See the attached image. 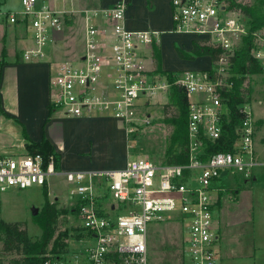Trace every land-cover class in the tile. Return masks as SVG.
Returning a JSON list of instances; mask_svg holds the SVG:
<instances>
[{"label": "built area", "instance_id": "2783aa9c", "mask_svg": "<svg viewBox=\"0 0 264 264\" xmlns=\"http://www.w3.org/2000/svg\"><path fill=\"white\" fill-rule=\"evenodd\" d=\"M19 3L18 8L0 9V33L10 25L22 27L31 42L21 49V57L47 60L53 108L73 116L106 113L129 134L149 125L146 103L173 86L185 95L188 108L186 161L163 163L135 155L117 169L64 171L73 183L69 195L75 199L71 209L77 238L63 250L44 253L39 264H148V226L172 215L184 228L185 263L218 264L213 183L228 173L249 177L259 162L251 103L241 100L234 109L229 104L232 76L237 75L232 57L239 41L249 37L263 67L264 25L250 28L231 0H171L172 29L196 32L219 54L209 67L160 72L145 63L146 49L157 35L149 28L125 26V0L78 9L49 0ZM70 11L82 19L81 48L72 58L52 56L47 48ZM234 113L231 149L208 152V141L229 136ZM54 172L52 154L45 162L40 153H0V192L43 185Z\"/></svg>", "mask_w": 264, "mask_h": 264}, {"label": "crops", "instance_id": "0c3cea01", "mask_svg": "<svg viewBox=\"0 0 264 264\" xmlns=\"http://www.w3.org/2000/svg\"><path fill=\"white\" fill-rule=\"evenodd\" d=\"M49 1L73 9L82 6H79V3L76 4L77 2H74V0ZM94 1L93 6L109 5L116 0ZM125 2V26L130 29L149 28L157 35L161 52V68L156 69L154 67L153 57L149 52L150 44L146 49L145 60L148 67L151 66L154 70H160V72L190 66L197 67L196 65L199 64L195 62L196 60L199 62V59L205 55L210 57V53L196 54L194 58L182 57L176 51V44L184 50H189L193 45V40L201 38L186 31L172 29L171 0H125ZM20 31L22 33L19 37L26 44V32L22 27H20ZM164 41L167 43V48L169 47L168 53L165 52L167 48L164 49L162 44ZM52 53H54L53 50ZM10 55L13 58L3 64L6 67L10 66L12 69V74H14L13 88L12 93L9 92L10 89L8 90L7 87L6 90L9 93L2 95L0 93V139H4L7 136L6 134L12 132L19 139L18 145L21 151L25 152L26 149L23 143L26 139L22 135L21 125L32 140H40L44 137L52 145L53 152L57 157L55 172L51 174L64 175V171L67 170L99 171L117 169V167L125 164L129 154L127 140L132 137V134L127 132L119 120L106 113L73 116L64 114L55 108L49 113L47 60L23 59L20 55ZM167 58L174 60L172 64L167 63ZM171 89L167 94H160L164 99L151 98L150 102L146 103L144 110L149 114L147 108H150L151 104L165 106L169 103ZM103 141L108 142V144L101 148L100 145ZM262 142L264 141L262 140ZM258 143L255 139V152L259 157V162L256 165V170H253L250 181H246L248 177L241 176V179H243L241 181H244L245 184L256 180L260 172V165H264V158L261 159L260 155L263 150L259 151ZM5 152L10 151L6 145L0 143V153ZM235 176L238 175L235 174ZM239 180H237L235 186L232 185L236 192L234 201L229 202L221 196L220 199L223 205L220 208L219 215L215 210L219 189H216V193L213 195L214 222L215 227H217V243L220 248L217 262L223 264L222 260L234 256L232 250L234 245L231 241L225 242V239L229 234L235 235V232H237L238 237H240V246L243 249L238 253L241 254L240 257L250 262V264H264L262 261L264 258V191L259 190L258 193H254L251 189H244L238 186L241 183ZM43 186L46 188L47 194L48 179ZM239 187L241 188L239 189ZM69 189L66 196L71 198L73 196L69 195ZM214 189L213 187L212 192Z\"/></svg>", "mask_w": 264, "mask_h": 264}, {"label": "rangeland", "instance_id": "374dc122", "mask_svg": "<svg viewBox=\"0 0 264 264\" xmlns=\"http://www.w3.org/2000/svg\"><path fill=\"white\" fill-rule=\"evenodd\" d=\"M244 2H258L260 0H242ZM76 4L80 5H94V0H74ZM20 6L19 0H0V9L3 8H18ZM59 6V5H58ZM67 14V13H66ZM238 15L244 20L245 23L250 25L251 17L244 14L241 10L237 12ZM68 15V16H67ZM67 15L63 17L61 30L54 36L52 42L47 48V52L53 50L52 56H67L75 57L81 48L82 44V20L80 19L79 12L70 11ZM189 32L193 35H197L196 32ZM22 32L18 25L8 26L5 30L0 33V93H12V80L14 74H12V69L4 66V62H8L13 56L10 54H16L21 56V49L24 47V43L19 37ZM26 43L31 42V38L26 37ZM245 41L240 40L239 44H243ZM164 49L167 48V43L164 41L162 43ZM169 46V45H168ZM169 47L166 53H168ZM4 56V57H3ZM3 57V59H2ZM194 58V57H193ZM172 59V58H171ZM170 58H167V63L172 64ZM197 67L191 68H203L209 67L212 64L211 55L203 56L199 59V62L195 61ZM239 73L236 75L238 76ZM5 79V80H4ZM4 80V81H3ZM8 80V82H7ZM249 81L252 91L250 94L249 103L253 106V114L255 118V139L258 143L261 159L264 158V66L258 72L251 75H246V81ZM6 81V82H5ZM11 81V82H10ZM6 87L9 92H7ZM153 99H164L160 94H155ZM60 111V109H56ZM149 114L152 117L149 125L137 128L132 137L127 140L129 147L128 158H133L135 155L143 156L151 160L161 161L162 155L166 148V137L170 132V126H167L161 121V116L165 114V106L160 104H151L150 108H147ZM1 112V110H0ZM7 136L0 139V143L7 146L10 152L5 153H22L21 148L18 145V137L10 132L6 134ZM108 142H102L100 147H104ZM259 166V165H258ZM260 172L257 175V179L252 181V183L245 184L241 181L242 175L236 177L235 174L228 173L223 176L222 179L217 180L213 183L215 188L213 195L216 193V189H219L217 202L215 210L217 215L220 213V208L223 205L221 196L224 200L232 202L236 199L235 183L237 180L241 181L238 186L244 189H251L254 193H258L259 190L264 191V165H260ZM257 166L253 168L256 170ZM253 175V172L251 173ZM251 176L246 178V181L251 180ZM48 186H47V199L54 204L56 207V216L53 220L55 225V235L59 230L65 231L66 236L64 242L72 243L77 238V226L74 213H72V207L75 204V199L73 197L66 196L70 186L73 183L65 178L62 174H51L48 175ZM238 181V182H239ZM243 185H245L243 187ZM252 185V186H250ZM229 186V187H228ZM228 187V188H225ZM239 187V189L241 188ZM238 189V188H237ZM44 190L46 188L43 185L32 184L24 189L8 188L0 193V219L8 222L20 221L24 224L27 235L30 238L38 237L41 232L40 228L35 220V214L31 213L32 207H36V213L40 211L42 205L44 204ZM222 190V191H221ZM227 198V199H226ZM184 228H182L181 221L178 216L172 215V217L162 220L153 221V223L148 226L147 235V251H148V264H186L184 261V253L182 246ZM2 233L0 232V259H8L11 256L16 255L15 251L5 252L2 247ZM237 236V237H236ZM239 238L237 232L235 235L229 234L225 239V242L231 241L234 251V256H230L222 260L223 264H250L244 258H241L240 253L243 249L240 246ZM49 247V245H48ZM47 247V248H48ZM220 261V260H219ZM264 263V258H263Z\"/></svg>", "mask_w": 264, "mask_h": 264}, {"label": "trees", "instance_id": "16d2710c", "mask_svg": "<svg viewBox=\"0 0 264 264\" xmlns=\"http://www.w3.org/2000/svg\"><path fill=\"white\" fill-rule=\"evenodd\" d=\"M231 6H239L241 11L251 17L250 28L264 25V0L250 3L242 0H231ZM245 42L238 47L235 55L232 57V68L238 76H232L234 82V91L231 92L229 104L235 108L237 102L241 100H249L252 87L246 79V75H251L258 72L263 67L257 57L254 56L251 50L250 38L246 37ZM176 51L180 56L194 57L196 54L210 53L212 61H215L219 51L217 47L205 41V39H194L191 49L184 50L178 44L175 45ZM149 52H151L156 69L161 68V52L160 45L157 40L152 39L150 42ZM170 101L165 104V114L161 121L167 126H170V132L166 137V149L162 156V161L183 162L186 161V128H187V112L186 98L178 88L171 87ZM49 113L53 106L48 102ZM1 110V108H0ZM237 120L236 113L228 125L229 136L216 141H208L205 146L208 152L219 150H227L232 147V137L234 132V124ZM22 127V135L26 139L23 143L27 153H40L43 161L46 162L48 154H52L53 161L57 162V157L53 152V147L44 137L40 140H32L27 135L25 128ZM44 204L39 212L35 213V220L40 228L41 234L36 238H30L27 235L25 226L20 221L8 222L0 219V232L2 235V249L5 252L15 251L17 254L8 259H0V264H39L44 253L56 252L64 249V238L66 232L59 230L55 235V225L53 220L56 216V207L46 197L44 190ZM49 245V247H48ZM48 247V248H47Z\"/></svg>", "mask_w": 264, "mask_h": 264}, {"label": "water", "instance_id": "95a60500", "mask_svg": "<svg viewBox=\"0 0 264 264\" xmlns=\"http://www.w3.org/2000/svg\"><path fill=\"white\" fill-rule=\"evenodd\" d=\"M223 172H224V171H223ZM36 210H37L36 207H32V209H31V213H32V214H35V213H36Z\"/></svg>", "mask_w": 264, "mask_h": 264}]
</instances>
